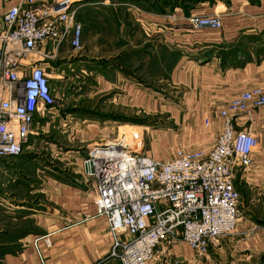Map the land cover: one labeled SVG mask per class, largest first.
Segmentation results:
<instances>
[{"label":"crops","instance_id":"obj_1","mask_svg":"<svg viewBox=\"0 0 264 264\" xmlns=\"http://www.w3.org/2000/svg\"><path fill=\"white\" fill-rule=\"evenodd\" d=\"M23 1L0 0V18ZM34 1L41 7L57 0ZM174 1L72 0L82 50L74 53L69 39L45 43L50 58L37 64L49 77L56 106L36 114L19 157L0 160V247L7 249L0 264H39L32 243L48 234L51 247L40 244L46 264H119L109 257L113 240L106 221L95 217L94 183L82 171L88 149L115 138L120 126L161 114L175 132L149 141L148 148L143 140L147 156L161 160L178 148L209 150L228 101L255 86L264 90V0H202L189 8ZM191 13L220 14L221 30L191 29L185 21ZM148 52L157 58L154 80L171 88L164 98L142 78ZM65 80L95 99L94 107L61 104L57 86ZM75 96L81 98L73 95L74 102ZM236 126L251 132L257 145L252 164L235 178V231L204 257L179 242L159 248L148 264H264V107L239 117Z\"/></svg>","mask_w":264,"mask_h":264},{"label":"built area","instance_id":"obj_2","mask_svg":"<svg viewBox=\"0 0 264 264\" xmlns=\"http://www.w3.org/2000/svg\"><path fill=\"white\" fill-rule=\"evenodd\" d=\"M171 21L178 18L171 16ZM195 31L218 32L220 14H189ZM69 39L80 53L81 25L72 0L38 7L24 0L0 18V160L19 157L32 134L36 114L56 106L45 69L38 61L49 40ZM264 107V90L241 92L220 110L221 132L209 150L178 148L167 159L144 153L142 132L120 133L92 145L81 162L94 183L95 217L103 218L112 237L109 257L119 264H148L159 248L184 243L196 257L231 235L240 217L236 175L252 164L257 145L236 120ZM207 121L204 126H207ZM40 244L51 247L50 235L34 239L39 264H46Z\"/></svg>","mask_w":264,"mask_h":264},{"label":"rangeland","instance_id":"obj_3","mask_svg":"<svg viewBox=\"0 0 264 264\" xmlns=\"http://www.w3.org/2000/svg\"><path fill=\"white\" fill-rule=\"evenodd\" d=\"M174 3L176 4V2L174 1ZM161 57V56H160ZM156 56L155 54L148 52V53H144V58H143V75L142 78L144 79V83L153 87L158 88L160 91H158L157 93H159V97H162L163 94H170L171 92V88H168L166 83L162 82L159 83L157 80H154V76L155 74H157L158 70L157 68H154L155 66V61H156ZM178 58H176L177 60ZM175 60V61H176ZM123 65L125 67H127L128 69L132 70L131 65L125 64L123 63ZM154 74V76H153ZM147 76H152L150 77L151 79L149 80V78H147ZM69 77V74H68ZM59 89H57L59 91V94L62 98L61 104H63L65 107L71 108L73 107V105H78L80 107H82L85 110H90L94 107V102L95 99H88L86 96V91L82 90L80 91V93H78V91L76 92V83H72L70 80H65L62 84H60ZM162 91V92H161ZM73 95H77L80 96V99H77L76 102H74V100H72V96ZM164 98V97H162ZM107 107H103L104 111L109 112L111 110L106 109ZM102 110V109H101ZM103 111V110H102ZM169 117L167 115H150V116H146L143 115L140 119L144 120V124L142 125H123L120 126L118 128L117 131H120V133H133V132H142L143 133V137H144V141L146 142V146L147 148L150 147L149 143L151 142V140L154 141L155 140H162L164 141V139H167L169 137L168 134L170 133H174L175 130H173L172 126V122L168 119ZM148 127V128H147ZM117 131L115 132V136L117 135ZM154 131V132H153ZM152 132V133H151ZM153 133H156L158 136L157 137H153ZM177 133V132H176ZM150 141V142H149ZM35 148L39 149V152L42 151V148L39 147L38 145L35 146ZM170 152H168L167 154H170ZM169 157H165L164 159H167ZM31 170H34V166H30L29 167ZM37 197V194L34 196Z\"/></svg>","mask_w":264,"mask_h":264},{"label":"trees","instance_id":"obj_4","mask_svg":"<svg viewBox=\"0 0 264 264\" xmlns=\"http://www.w3.org/2000/svg\"><path fill=\"white\" fill-rule=\"evenodd\" d=\"M175 1H179V0H175ZM182 2V3H181ZM189 2V3H188ZM196 3V2H202V0H180L179 3H176V4H180V6L184 5L185 7L189 8L191 3ZM185 3H188L187 5ZM192 3V4H193ZM138 124L139 125H142L144 124V120H141V121H138ZM7 252V249L5 250L3 247H0V254L2 255L3 252Z\"/></svg>","mask_w":264,"mask_h":264}]
</instances>
